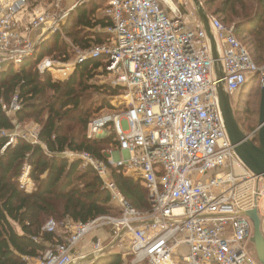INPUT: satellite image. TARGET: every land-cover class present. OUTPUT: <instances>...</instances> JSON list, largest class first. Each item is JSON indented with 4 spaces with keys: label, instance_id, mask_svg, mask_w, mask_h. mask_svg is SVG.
Wrapping results in <instances>:
<instances>
[{
    "label": "built area",
    "instance_id": "built-area-1",
    "mask_svg": "<svg viewBox=\"0 0 264 264\" xmlns=\"http://www.w3.org/2000/svg\"><path fill=\"white\" fill-rule=\"evenodd\" d=\"M68 1L0 0V73L36 55L54 35L74 48L76 58L71 63L66 54L63 61L46 56L37 64L41 73L56 71L66 79L88 59L104 58L101 77L123 92L104 98L105 108L115 110L103 108L87 132L89 138L114 135L112 148L104 151L105 159L89 152L64 154L98 172L119 214L64 222L65 241L50 247L37 264H82L86 256L77 252L80 244L101 229L113 240L97 239L91 252L96 259L130 238L134 264H261L249 250L254 223L246 213L258 211L264 237V178L238 157L218 90L223 82L233 95L256 73L264 77V66L238 38L236 25L209 16L219 54L216 67L211 40L195 11L189 20L174 0H104L111 37L83 49L70 42L64 28L77 5L91 0ZM3 107L11 115L21 104L15 96ZM40 128L35 140L5 130L0 136H7L8 144L20 138L37 143ZM30 170L26 166L23 187L31 180ZM113 170L148 188L150 210L140 211L125 198ZM57 226L50 219L44 231L56 232Z\"/></svg>",
    "mask_w": 264,
    "mask_h": 264
},
{
    "label": "trees",
    "instance_id": "trees-1",
    "mask_svg": "<svg viewBox=\"0 0 264 264\" xmlns=\"http://www.w3.org/2000/svg\"><path fill=\"white\" fill-rule=\"evenodd\" d=\"M105 4L104 0H91L71 12L64 32L73 44L85 49L110 39L105 29L112 21L102 12ZM203 4L209 15L236 21L238 38L256 63L264 66V0H204ZM67 45L54 35L36 55L0 73V131H14V120H34L41 125L37 143L20 138L8 144L10 139L0 136V264H36L34 260L43 258L50 247L64 242L66 231H44L50 219L63 225L66 221L88 222L101 215L119 214L98 172L64 154L89 152L105 159L104 151L112 146L114 135L89 138L88 123L108 104L97 94H115L119 88L98 82L104 58L79 64L64 81L38 70V62L46 56L62 59L69 51ZM252 82L263 85V74L258 72L249 78L231 99L237 107L234 113L239 125L258 127L262 89L256 101L251 99L253 94L247 100L242 98ZM15 96L21 108L10 115L3 106L10 105ZM255 139L258 141V135ZM28 165L29 177L36 184L31 192L21 183ZM111 177L134 207L150 210L148 188L117 170ZM103 262L124 264L121 254H110L93 264Z\"/></svg>",
    "mask_w": 264,
    "mask_h": 264
},
{
    "label": "water",
    "instance_id": "water-1",
    "mask_svg": "<svg viewBox=\"0 0 264 264\" xmlns=\"http://www.w3.org/2000/svg\"><path fill=\"white\" fill-rule=\"evenodd\" d=\"M193 2L197 8L198 15L205 27V30L211 40L214 58L216 59V67H218L217 60L219 58V54L217 51V42L212 32L209 15L206 13L200 0H193ZM218 90L226 128L230 139L235 146V151L238 157L252 173L264 178V77L260 102L258 141L255 139V137L251 139V137L244 133V131L241 129L239 123L235 118L231 95H229L224 90L223 82H220ZM246 215L249 216L254 223V237L252 241L256 246L260 263L264 264V237L261 232V222L258 211L253 210L251 212H247ZM93 258L94 257L91 256L92 260ZM97 259H100V257Z\"/></svg>",
    "mask_w": 264,
    "mask_h": 264
},
{
    "label": "rangeland",
    "instance_id": "rangeland-1",
    "mask_svg": "<svg viewBox=\"0 0 264 264\" xmlns=\"http://www.w3.org/2000/svg\"><path fill=\"white\" fill-rule=\"evenodd\" d=\"M74 0H69L67 3H68V5L69 4H71L72 2H73ZM78 1V0H77ZM189 2H190V5H183L182 4V2H179V0H174V3H176V5L177 6H180L181 8H182V12H183V14L185 15V17H187V19H189V20H193L194 19V15L192 14V12L193 11H195V14L197 15L198 14V11H197V8H196V6H195V4H194V2H193V0H188ZM201 1V3H202V5H203V7H204V4H203V2H204V0H200ZM79 6H81V4H78L77 5V7H79ZM186 6V7H185ZM204 9H205V7H204ZM205 11H206V9H205ZM206 13L208 14V12L206 11ZM209 13H211L212 14V12H209ZM209 15V14H208ZM209 16H211V15H209ZM216 16H218L219 18H221L222 20H223V17H221L220 15H217L216 14ZM200 18V17H199ZM224 21V20H223ZM224 23L226 24V25H233V24H235L236 25V21H224ZM69 40H70V42L72 41L70 38H69ZM68 46V45H67ZM69 47V51H67V53H66V59L65 60H69V61H71V63H73L74 62V60H75V58H76V55H75V50H74V48L73 47H71V46H68ZM62 58V61L64 60V58H63V56L61 57ZM10 64L9 63H7L5 66H9ZM51 74H54L56 77H57V79H56V77L54 76L53 77V79L54 80H56V81H64V80H66L63 76H61V74H59L58 72H51ZM217 76V74H216V72H215V77ZM58 78H63V80L62 79H58ZM106 77H101V76H99V78H98V82L100 83V84H104L107 80L105 79ZM262 87H263V85H261L260 83H254V82H252V83H250L249 85H248V89H247V91H245V92H243L242 93V98L243 99H249V98H247L248 97V95L249 94H253V97L251 98V99H253L254 101H256V99H257V96H260V94H261V89H262ZM122 92L123 91H120V90H118V92L117 93H115V94H108V93H106V92H103V93H99V94H97V98L98 97H100V98H102V99H104L106 96H109V97H111L112 95H121L122 94ZM233 108H234V111L236 110V105L234 104L233 105ZM119 109V108H118ZM105 111H109V112H112L113 110H115V109H111V108H105L104 109ZM97 115H99V114H97ZM96 115V116H97ZM248 115V114H247ZM96 116H94L93 118H95ZM15 121V123H16V128H15V130L14 131H12V133H15V134H19V135H28V137L31 139V140H35L34 139V134L36 133V132H38V126H41L39 123H37V122H35L34 120H28V121H23V122H21V121H18V120H14ZM122 128L126 131V130H128L129 129V124H128V121L126 120V119H123L122 120ZM241 126V129L244 131V133H246L247 135H249L250 137H251V139H253L255 136H257L258 135V128H259V125H258V127L257 126H254V127H249L248 125H240ZM88 133V132H87ZM110 148H112V146H109L108 148H107V150L108 149H110ZM30 186H32L33 187V184H32V182L29 180V179H27L26 180V184H25V189L28 191V192H30ZM260 208H261V212L262 213H264V200L262 201V203L260 204ZM66 231V229H65V227H64V225H62V224H60V223H58V226H57V229H56V232H58V233H64ZM97 240V238L95 237L94 239H93V241L95 242ZM104 241H105V243H108V242H111L112 240H113V238L111 237V234H110V232H108V236L105 238V239H103ZM129 243H130V238H126L125 240H124V243H123V245H121L120 247H118V246H115V248L112 250V254H121L122 255V257H123V260H124V264H134L133 263V259H134V257H133V255L128 251L129 250ZM249 250L251 251V253L254 255V257L255 258H258V255H257V250H256V246H255V244L252 242V244H250V248H249ZM108 256V255H107ZM107 256H105V257H107ZM105 257H100V258H105ZM96 258H93V260L92 261H90V262H88V263H86V264H93L95 261H97V260H99V259H97V260H95ZM105 262H103V263H101V264H104ZM141 264H147V263H141Z\"/></svg>",
    "mask_w": 264,
    "mask_h": 264
},
{
    "label": "crops",
    "instance_id": "crops-1",
    "mask_svg": "<svg viewBox=\"0 0 264 264\" xmlns=\"http://www.w3.org/2000/svg\"><path fill=\"white\" fill-rule=\"evenodd\" d=\"M183 1H187V0H179V2H183ZM33 184V187L30 186V192L33 191L36 187V184L30 180ZM108 236V230H104V229H101V230H98L90 235H88L84 240L83 242L80 244L79 248H78V253L82 254V255H85L86 256V259L85 261L82 263V264H86L90 261H92L91 259V256H92V247H93V244L97 241H93V239L96 237L97 239L101 238V239H105L106 237ZM36 262V264L38 263L39 259H36L34 260Z\"/></svg>",
    "mask_w": 264,
    "mask_h": 264
}]
</instances>
